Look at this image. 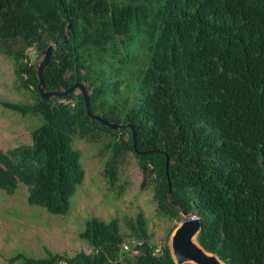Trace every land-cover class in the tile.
I'll use <instances>...</instances> for the list:
<instances>
[{
	"label": "trees",
	"instance_id": "trees-1",
	"mask_svg": "<svg viewBox=\"0 0 264 264\" xmlns=\"http://www.w3.org/2000/svg\"><path fill=\"white\" fill-rule=\"evenodd\" d=\"M55 42L45 90L86 83L91 113L131 125L137 150L150 154L134 152L130 128L90 122L79 92L41 99L25 51L35 46L40 57ZM143 50L149 57L139 86L119 103L121 67ZM0 54L14 59L16 82L34 97L32 105L2 106L44 121L31 145L0 150V191L23 184L30 205L66 214L84 178L72 138L93 142L103 133L113 139L108 183L118 157L131 152L144 179L153 177L159 214L179 223L182 212L196 213L199 245L224 264H264V0H0ZM86 58L101 67L91 74ZM126 224L124 235L114 219L87 222L79 237L88 254L9 261L175 264L166 244L158 253L150 244L142 214ZM126 238L134 254L121 251Z\"/></svg>",
	"mask_w": 264,
	"mask_h": 264
},
{
	"label": "rangeland",
	"instance_id": "rangeland-1",
	"mask_svg": "<svg viewBox=\"0 0 264 264\" xmlns=\"http://www.w3.org/2000/svg\"><path fill=\"white\" fill-rule=\"evenodd\" d=\"M17 47L12 48L15 51ZM25 54L31 64L39 61L36 47H29ZM131 63L121 67L119 78L123 83L115 96L117 102L135 94L139 86L140 70L148 64L146 51L129 53ZM93 71L101 65L86 58ZM115 64V63H114ZM109 64L103 68L108 70ZM118 67L117 65H114ZM14 59L0 54V150L7 152L16 147L31 145V133L43 124L41 115H22L8 110L2 103L32 105L34 97L30 91L16 82ZM78 92V91H77ZM113 139L99 133L96 141L72 138V147L79 155V164L84 172L82 183L69 201V210L64 215L47 212L43 207L30 205L27 201V188L19 184L15 192L0 191V264H24L22 259L10 262L17 255L27 258L44 259L49 254L72 257L79 252H90L87 243L79 235L93 218L104 222L116 220L121 234H129L127 221H133L142 214L146 222L150 244L158 253L169 241V231L178 221L170 220L157 211L153 199V177L144 179L136 158L131 152L118 157L116 178L108 183L105 164L112 156ZM191 216H197L192 213ZM181 214L180 219L183 220ZM171 235V234H170ZM128 250L124 254H134L131 246L134 240L124 241Z\"/></svg>",
	"mask_w": 264,
	"mask_h": 264
},
{
	"label": "water",
	"instance_id": "water-1",
	"mask_svg": "<svg viewBox=\"0 0 264 264\" xmlns=\"http://www.w3.org/2000/svg\"><path fill=\"white\" fill-rule=\"evenodd\" d=\"M69 30V27L68 29ZM59 42L50 44L46 49L40 51L39 61L34 65V71L37 78V91L42 100L49 101L54 98H65L72 95L75 91H78L83 100L84 107L86 110V116L89 118L90 122H98L99 124L106 126L112 131H118L123 127L130 128L132 130L133 137V150L138 155L150 154L152 151L140 152L137 150L135 145V132L131 125H121L117 122H109L105 120L102 115H95L91 113L90 110V95L92 90L86 83H76L68 89H61L59 91H46L44 86V72L50 66V58L54 47H56ZM170 165V160L166 157L165 160V170L167 175V170ZM168 195L171 199V186L168 180ZM185 216L177 226L173 229L167 246L170 250L171 257L175 264H224L216 255L206 252V250L201 247L197 241V237L202 230V220L198 216H191L187 212H182Z\"/></svg>",
	"mask_w": 264,
	"mask_h": 264
},
{
	"label": "built area",
	"instance_id": "built-area-1",
	"mask_svg": "<svg viewBox=\"0 0 264 264\" xmlns=\"http://www.w3.org/2000/svg\"><path fill=\"white\" fill-rule=\"evenodd\" d=\"M121 248H123L125 250H128V246H127V244L125 242L122 243Z\"/></svg>",
	"mask_w": 264,
	"mask_h": 264
}]
</instances>
